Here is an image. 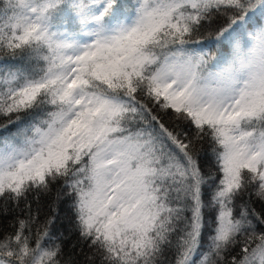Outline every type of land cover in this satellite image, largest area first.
I'll use <instances>...</instances> for the list:
<instances>
[{
	"label": "snow or ice",
	"instance_id": "6c2138e0",
	"mask_svg": "<svg viewBox=\"0 0 264 264\" xmlns=\"http://www.w3.org/2000/svg\"><path fill=\"white\" fill-rule=\"evenodd\" d=\"M0 201V264H264V0H0Z\"/></svg>",
	"mask_w": 264,
	"mask_h": 264
},
{
	"label": "trees",
	"instance_id": "16d2710c",
	"mask_svg": "<svg viewBox=\"0 0 264 264\" xmlns=\"http://www.w3.org/2000/svg\"><path fill=\"white\" fill-rule=\"evenodd\" d=\"M205 39L206 40H211V39H207V37ZM226 48H227V46H225L223 49H220V48H218V46H215V48H213L214 49L213 55L216 54V52L218 50H219V53L220 52H224V50ZM225 52H227V51H225ZM0 206H2V201H0ZM10 219H11V217L5 219L3 216H0V223H7L8 220H10ZM59 226H61V229H63L64 227H67V221L64 220V212L63 211L61 212V221H60V225Z\"/></svg>",
	"mask_w": 264,
	"mask_h": 264
}]
</instances>
